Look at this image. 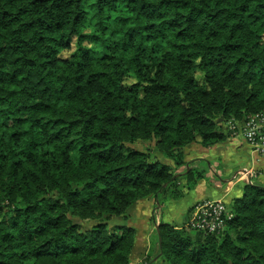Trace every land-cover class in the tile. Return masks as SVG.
<instances>
[{
    "label": "trees",
    "instance_id": "16d2710c",
    "mask_svg": "<svg viewBox=\"0 0 264 264\" xmlns=\"http://www.w3.org/2000/svg\"><path fill=\"white\" fill-rule=\"evenodd\" d=\"M258 113L264 0H0V264H132L113 222L184 197L185 150ZM227 208L216 234L160 223L158 256L264 264V186Z\"/></svg>",
    "mask_w": 264,
    "mask_h": 264
},
{
    "label": "crops",
    "instance_id": "0c3cea01",
    "mask_svg": "<svg viewBox=\"0 0 264 264\" xmlns=\"http://www.w3.org/2000/svg\"><path fill=\"white\" fill-rule=\"evenodd\" d=\"M226 151L233 154V157L237 156L239 170L235 173L234 177L230 180H223L220 178V184L213 185L211 192L208 189L209 181L208 179H201L198 181L195 189L188 191L186 198L188 199L186 204H182L180 207L182 209L180 214H173L170 212L173 205L172 201L167 203L166 215L160 216L157 214L158 208L155 212L152 207L155 205V201L152 199H147L138 202L129 212V219L124 223L128 227H132L136 230V240L134 245V250L132 253V264H146V259L151 256L152 258L156 257L154 264H167L158 256V245L154 240L153 232L156 230V227L160 225L161 222L172 224L174 221H177V224L183 225L187 223L190 217V211L195 204L206 199H219V200H229L238 198L242 195L243 188L245 184H248L249 180L243 176L246 171L256 174L252 179V183L264 186V155L261 156L242 139V138H228L225 143L216 145L212 148H204L200 144H193L185 150L186 161L194 162L195 167L200 162L206 161L208 165H211L210 161H220L221 157L219 156V151ZM196 152V157L188 158L186 152ZM223 173V171H222ZM234 184L240 190V194L236 196H230ZM243 184V185H242ZM230 196V197H229ZM184 198V199H186ZM183 199V200H184ZM177 202H180L177 201ZM186 213V214H185ZM165 214V213H161ZM185 214V215H184ZM175 215V216H173ZM185 218L183 219V217ZM182 217V218H181ZM183 219V220H182ZM186 221L184 222V220ZM180 226V225H179ZM137 257V259H135Z\"/></svg>",
    "mask_w": 264,
    "mask_h": 264
},
{
    "label": "built area",
    "instance_id": "2783aa9c",
    "mask_svg": "<svg viewBox=\"0 0 264 264\" xmlns=\"http://www.w3.org/2000/svg\"><path fill=\"white\" fill-rule=\"evenodd\" d=\"M227 132L231 138H242L253 151L264 155V114L258 113L247 117L244 121L230 120ZM252 183L253 177L249 171L243 175ZM227 205L221 201L205 200L195 204L190 213L187 226L197 232L205 234L220 233L225 229L226 220L230 219Z\"/></svg>",
    "mask_w": 264,
    "mask_h": 264
},
{
    "label": "rangeland",
    "instance_id": "374dc122",
    "mask_svg": "<svg viewBox=\"0 0 264 264\" xmlns=\"http://www.w3.org/2000/svg\"><path fill=\"white\" fill-rule=\"evenodd\" d=\"M69 55V54H68ZM67 56V55H66ZM225 143V142H224ZM222 144V143H221ZM219 145V144H218ZM150 147V149H152L153 147H152V145L151 144H147V145H141L140 147H137V148H139L140 150H145L146 149V147ZM187 153V155H188V158L190 157H192V158H194V157H196V152L195 151H192V152H186ZM219 156H223V157H221L220 159V161H215V160H211L210 161V163H211V165H208L207 163H203V162H200L198 165H197V168H198V170L199 171H203L204 173H205V179H208V181H209V183L210 184H208V189L210 190L209 192H211V190H212V188L214 187L213 185H216V184H220L221 182H220V178L221 179H223V180H230V179H232L233 177H234V175H235V173L237 172V170H239V165H238V158H237V156H235V157H233V154L232 153H230L229 152V154H228V152H226L225 150L224 151H219ZM157 157L160 159V160H163V158L160 156V155H157ZM191 158V159H192ZM189 163H191V165H192V167H194V168H196L195 166V163L192 161V162H189ZM222 171H223V173H222ZM181 172L183 173V170L181 169ZM181 173V174H182ZM204 179V178H203ZM180 184H179V186L180 187H184L185 186V184H186V181L185 180H181L180 182H179ZM249 183V182H248ZM243 185V184H242ZM246 185V184H245ZM244 185V186H245ZM195 189V188H194ZM230 193H232V195H230L231 197L233 196H236V195H239L240 194V190H239V188L237 187V185H235L234 184V187H233V189H232V191H230ZM236 194V195H235ZM229 196V197H230ZM184 198H186V195L184 196V197H182L181 199H169L168 201H166L165 203H164V206H163V209H159V206H157L156 205V203H155V205H153V207H152V209H153V211L155 212V210H156V208H158V210H157V214L159 215V219L161 218L160 216H164V215H166L167 213H166V207H167V203L169 202V201H172L173 202V205H172V207H171V210H170V212H172L173 214H180L181 213V211H182V209H181V205L182 204H186V202H187V198L186 199H184ZM184 199V200H183ZM151 200V199H150ZM180 200V202H177V201H179ZM206 200H211V199H206ZM212 200H216V201H221V202H223V203H226L228 206H229V204H231V202L233 201V199L231 198V199H229V200H226V201H223V200H219V199H212ZM152 201H153V199H152ZM153 201V202H154ZM203 201H205V200H203ZM168 210V209H167ZM169 211V210H168ZM165 213V214H161V213ZM186 214V213H185ZM184 214V215H185ZM173 216H175V215H173ZM182 218V217H181ZM185 218V216L183 217V219ZM182 219V220H183ZM186 221V219L184 220V222ZM113 223H120L121 225H124V223L122 224V222H121V220H117V221H114ZM162 223V222H161ZM176 223H177V221H174L173 222V225H176ZM113 225V224H112ZM178 226L180 225V226H183V225H186V222L183 224V225H181L180 223L179 224H177ZM156 229H157V227H156ZM155 233H156V230L153 232V235H154V239H156V237H157V235H155ZM135 259H137V257L135 258ZM155 259H157V258H154L153 260H152V263L151 264H154V260Z\"/></svg>",
    "mask_w": 264,
    "mask_h": 264
},
{
    "label": "water",
    "instance_id": "95a60500",
    "mask_svg": "<svg viewBox=\"0 0 264 264\" xmlns=\"http://www.w3.org/2000/svg\"><path fill=\"white\" fill-rule=\"evenodd\" d=\"M176 177H177V176H176ZM157 230H158V232H159V226H157ZM161 242H162V241H161V238H160V244H161Z\"/></svg>",
    "mask_w": 264,
    "mask_h": 264
}]
</instances>
